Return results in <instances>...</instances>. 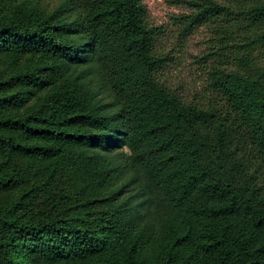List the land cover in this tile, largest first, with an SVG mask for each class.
I'll list each match as a JSON object with an SVG mask.
<instances>
[{"label": "trees", "instance_id": "trees-1", "mask_svg": "<svg viewBox=\"0 0 264 264\" xmlns=\"http://www.w3.org/2000/svg\"><path fill=\"white\" fill-rule=\"evenodd\" d=\"M191 5L205 106L143 0H0V264H264V0Z\"/></svg>", "mask_w": 264, "mask_h": 264}, {"label": "rangeland", "instance_id": "rangeland-1", "mask_svg": "<svg viewBox=\"0 0 264 264\" xmlns=\"http://www.w3.org/2000/svg\"><path fill=\"white\" fill-rule=\"evenodd\" d=\"M191 2L143 0L147 21L156 28L155 52L166 59L159 78L183 100L205 106L214 101L211 73L232 69L233 61L220 56L226 50H219L217 27L198 20Z\"/></svg>", "mask_w": 264, "mask_h": 264}]
</instances>
